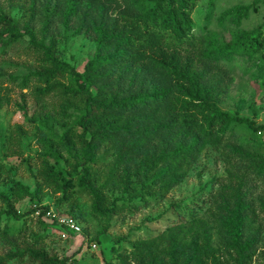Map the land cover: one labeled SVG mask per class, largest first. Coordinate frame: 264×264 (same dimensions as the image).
Instances as JSON below:
<instances>
[{"label":"trees","instance_id":"16d2710c","mask_svg":"<svg viewBox=\"0 0 264 264\" xmlns=\"http://www.w3.org/2000/svg\"><path fill=\"white\" fill-rule=\"evenodd\" d=\"M89 1L64 0L67 29ZM122 1L133 9L122 13L114 24L96 28L95 54L82 72L55 55L54 40L45 45L31 30L23 33L10 15L0 12V45L10 47L27 34L39 55V69L23 76L20 87L27 89L35 79L38 97L60 94L63 114L73 107L82 110L61 134H52L46 143L38 190L47 187L63 194L54 209L58 211L68 202L70 191L78 188L91 197L92 212L108 224L114 217L134 214L164 199L186 179L201 154L209 146L222 145L236 126H246L255 134L264 132V125L219 106L225 88L218 73L210 76L211 66L220 71L233 56L263 52L264 58L262 26L219 43L214 35L194 31L193 15L200 0ZM215 5L216 0L208 1L209 12ZM259 5H264V0H253L245 12L249 8L258 11ZM50 18L48 15L45 27ZM152 75L163 78L168 86L146 88ZM10 102L0 86V111ZM154 141L160 143L158 149L148 147ZM103 146L116 154L105 173L99 167L104 155L98 157ZM252 158L250 167L264 178V157ZM62 160L70 170L60 168ZM3 172L0 164V179ZM6 182L12 186L11 193L0 192V201L13 220L23 222L19 234L26 232L27 219L33 218L60 235V229L44 218L51 207L41 204L38 193H31L11 172ZM241 188V183L237 189L223 187L225 197L236 199L233 209L229 205L222 214L213 206L203 215L177 220L156 236L136 239L129 250L119 245L114 249L117 258L123 264H255L261 240L251 229L258 224L259 214L256 206L244 201ZM116 191L121 195L115 196ZM23 195L32 203L27 211L16 209L13 203ZM211 202L215 203V196ZM75 211L72 204L69 216L81 225L85 216ZM81 226L86 234L87 227ZM107 232L108 228L103 229L91 242ZM26 258L35 264H68L70 259L38 244L0 256V264Z\"/></svg>","mask_w":264,"mask_h":264},{"label":"rangeland","instance_id":"374dc122","mask_svg":"<svg viewBox=\"0 0 264 264\" xmlns=\"http://www.w3.org/2000/svg\"><path fill=\"white\" fill-rule=\"evenodd\" d=\"M209 0H200L194 18V31L204 36L214 35L219 43H228L237 33L251 31L262 26L264 39V5L258 11L252 8L253 0H216L212 12L208 10ZM130 2L134 3L133 0ZM64 0H0V12L10 15L19 29L25 33L31 30L38 41L49 45L56 43L55 55L82 72L85 64L96 50L97 27L114 24L122 13L133 9L122 0H90L69 29L64 26ZM48 15L50 25L45 27ZM263 52L253 56H233L221 70L211 66L210 76L218 73L225 92L219 106L239 117L264 125V58ZM255 59V60H253ZM39 55L30 45V36L4 48L0 45V86L10 97V105L0 111V164L4 168L0 179V192L11 193V184L6 182L8 172L31 193H38L43 205L56 209L62 193L44 187L38 190L43 155L47 152L52 134H61L82 113L73 107L63 114L60 106L63 99L58 92L38 97L35 89L39 83L32 79L27 89L20 87V79L39 69ZM216 71V72H215ZM16 78L17 81H12ZM166 88L168 83L158 75L148 78L147 87ZM21 129V131L19 130ZM163 137V136H162ZM167 139V138H166ZM169 139V138H168ZM167 139V140H168ZM159 142L149 143L150 149H158ZM104 155L99 164L102 173L115 161L114 150L103 146L98 157ZM256 156L264 157V132L253 133L246 126H236L234 132L219 147L209 146L191 167L186 179L175 187L164 199L149 204L134 214L117 216L108 224L92 212V199L78 188L70 191L69 200L58 208L63 216H69L72 204L76 212L84 214L80 223L87 232L68 241L60 239L53 227L43 228L33 218L27 219L26 232L19 234L22 221L13 220L7 213V206L0 201V256L17 249L44 245L47 250L60 257H69L68 264H123L114 249L120 246L129 250L133 241L156 236L177 220H188L191 215H203L204 210L215 207L225 213L229 205L233 209L236 199L225 197L224 186L237 189L241 183L244 201L257 207L259 222L251 229L254 236H260L259 257L255 264H264V178L250 167ZM76 160V159H75ZM63 171L71 167L60 162ZM5 178V179H4ZM115 196L121 195L119 191ZM215 196V203L211 202ZM12 197V195H10ZM14 198V197H13ZM15 208L27 211L31 208L29 197L13 200ZM108 232L94 242L91 239L103 229ZM120 240V244L117 241ZM96 244L97 249H92ZM8 264H35L27 258L13 259Z\"/></svg>","mask_w":264,"mask_h":264},{"label":"built area","instance_id":"2783aa9c","mask_svg":"<svg viewBox=\"0 0 264 264\" xmlns=\"http://www.w3.org/2000/svg\"><path fill=\"white\" fill-rule=\"evenodd\" d=\"M40 213L41 210L38 209L36 214L39 215ZM44 218L50 223H54L60 229V236L65 241L84 235L82 226L75 219L70 216H63L53 208H50L44 214ZM92 249L96 250L97 245L93 244Z\"/></svg>","mask_w":264,"mask_h":264}]
</instances>
